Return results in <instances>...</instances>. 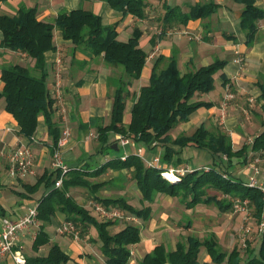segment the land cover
Wrapping results in <instances>:
<instances>
[{"label": "trees", "instance_id": "trees-1", "mask_svg": "<svg viewBox=\"0 0 264 264\" xmlns=\"http://www.w3.org/2000/svg\"><path fill=\"white\" fill-rule=\"evenodd\" d=\"M102 1L123 15L132 14L137 17L144 16L147 4V0ZM234 1L242 5L240 23L246 34V43L249 44L254 40L256 22L264 17V10L255 4V0ZM218 6L214 1L195 3L184 12L179 6L165 5L162 20L169 27L174 21L186 24L190 19L211 14ZM55 28L60 30L62 39L67 41L65 43L71 44L72 55L78 51L90 60L99 58L108 66L122 69L113 80L115 86L109 122L100 123L96 117L89 120L96 129L97 150L89 154L88 161L69 166L60 186H55L56 179L61 175L59 169H45L35 183L27 186L31 192L39 186L43 188L36 201L40 224L32 240V248L38 250L40 246L49 244L46 254L27 257L28 264H66L71 260L58 243L50 242L45 229L56 212L63 213L66 220L79 226L81 236L89 226L95 228L99 249L106 264H128L132 254L131 246L141 240L140 226L127 223L111 231L110 226L116 223L117 218L99 220L69 193L71 187L87 188L93 198L105 207H117L122 209L124 215L127 213L137 219L148 220L152 213L151 205L137 207L123 195L109 197L97 194V190L107 181H90L89 177L97 176L108 168L119 170L121 179L124 178V175H120L122 170H128L140 191L142 201L151 203L158 194H164L177 197L188 208L203 203L215 204L225 211L233 205L232 198H248L254 216L257 220L261 219L264 208L261 191L229 171L234 164L246 163L250 153L252 159L255 154L259 157L264 155V119L260 121L261 130L250 142H244L238 148L233 147L227 131L221 127L210 129L204 122L190 133L182 132L174 137L171 135L175 127L189 120L196 110L214 105L212 101L198 99L196 96L214 88V76L224 67L226 60L216 58L208 64L181 72L173 55L165 57L160 54L151 66L148 81L136 92L132 89L133 84L140 77L148 57L147 51L139 44L141 31L134 29L130 37L121 40L118 38L116 24H104L101 16L90 9L81 6L65 9L58 12L53 20L39 18L35 5L27 7L21 4L13 14L0 13V47L24 53L32 61V64L5 65L0 72V98L4 100V110L16 121L19 135L32 138L38 120L42 118L47 126L51 154L61 137V125L55 119L54 98L48 87L50 67L46 59L48 51L56 50ZM86 58L80 61L85 64ZM219 76H223V73ZM260 98V107L264 111V84H261ZM129 99L133 101L129 118L125 121L124 113ZM120 137L127 139L130 144L159 150L158 164H147L135 151L122 156V145L113 146ZM186 146H195L211 154V162L203 165L208 169L191 166L183 174L174 172L175 179L166 178L163 175L164 169L180 166L183 160L181 150ZM99 154L108 157L98 161L96 156ZM239 158V161L233 162ZM211 189L228 197L211 194ZM0 215H5L1 207ZM250 244L247 241L245 253L242 254L235 246L228 251L222 250L213 232L203 239L180 237L172 249L162 242L154 244L144 253L139 263L264 264V228L257 237V247H251ZM201 248L208 254V260H200Z\"/></svg>", "mask_w": 264, "mask_h": 264}, {"label": "crops", "instance_id": "crops-1", "mask_svg": "<svg viewBox=\"0 0 264 264\" xmlns=\"http://www.w3.org/2000/svg\"><path fill=\"white\" fill-rule=\"evenodd\" d=\"M25 1L26 0H21L19 4L16 0H6L4 2H0V13L13 14L18 5L21 4L27 7L35 5H27L26 3H24ZM161 1L147 0L144 16L137 17L132 14L123 15L119 11L110 7L107 2L102 0H53L54 5L56 6L55 9L57 11L54 12V15H49V19H54L57 13L62 10H68L77 7L78 5L83 8L90 9L101 16L102 22L104 24L115 23L118 30V38L121 40H126L128 37H130L134 29H139L141 31V36L139 39L140 46L145 49L147 53H149L152 45L157 44L156 48L159 47V51L162 55H164L165 57L173 55L175 57V59L177 60L178 68L181 72H185L188 69L208 64L216 58L226 60V64L224 65V67L214 76V88L209 92L200 93L198 95L199 97L196 96V98L198 99L212 101L214 105L209 108H200L196 110L193 113L194 115L191 114L189 120L181 122L179 125H177L176 133L171 135L174 137L181 132H185L188 127H193V125L198 126L202 122H205L206 125L210 126L214 124V122L219 118L220 121L224 123V126L227 127L226 129L228 130V133L230 135L234 134L235 140L236 138H238L235 143L232 141V145L234 147L235 144L237 145L240 140H242L239 138H243V134L242 131L235 133H233L232 131L233 129L237 130L243 124L241 123L237 115H233L234 113H232V110H236V108L238 107L242 108L244 104L249 102V105L253 106V109H251L250 111L255 116L254 118L250 117L248 121L252 124L251 127L253 131L255 130L253 132L254 134L248 141L250 142L262 128L261 124L260 126H257L258 122H256L255 119L258 117H262L260 121L264 119V111L260 107L262 102L260 98L261 84H264V17L258 19V21L256 22L257 30L254 40L251 43L247 44L246 34L241 27L239 17L242 5L235 2L234 0ZM207 1H214L219 5L218 8L211 14L197 19H190L186 24H179L174 21L173 23H170L169 27L163 23L162 18L164 10L162 9L161 13L160 7H165V5H176L179 6L182 11L186 12L189 10L190 5L195 3H204ZM255 4L264 10V0H255ZM54 5H52V7ZM59 41L63 43L67 42L62 39L60 30L55 28V45H57ZM9 53L13 54L11 57H14V54L25 55L21 52L6 50L3 48L1 49L0 47V72L1 68L8 64H24L22 63V61H7L4 56ZM52 55L53 51H48L46 53L47 64H49L50 69L55 63V61H49ZM153 55L155 56V54L153 53L148 54L145 65L142 68L141 75L138 78L142 80L141 85L145 84L148 81L149 72L154 62L152 60L155 58ZM212 57L215 58L212 59ZM82 62L84 61L76 62V65L78 67V77L76 78V80L69 83H63L66 96L75 100L74 103L71 104L74 107L69 111V119L71 123H75V128L72 134V142H74L76 149L79 146L78 151L80 150L79 154L74 157L71 156V154L65 157V160L67 162L70 161V165H74L75 161H80V163H82L85 160L84 158L89 156L90 152L86 151L85 147L82 144V137L86 135L91 128L95 129V126L89 121L90 118L96 117L99 119V122L103 124L109 122L108 115L110 116L112 103V96L109 93H112L115 86L113 81L114 75H112L108 69L110 66L108 67V65L104 64L102 61H85V64H83ZM101 62L103 63V67L99 69V64H101ZM28 63L32 64V61H28ZM221 72L223 73V76H219ZM48 76L50 77V73ZM141 85H134V87H137L136 92ZM1 87L2 81L0 79V89ZM227 89H230V91H232V93L230 94L233 98L231 99L232 104L229 106V109L228 107L225 109V106H223L221 102ZM110 90L111 92H109ZM132 101V99H129L127 101L125 109L127 114L124 113L125 121H127L129 118V111L132 105ZM227 110L229 112H227ZM225 112L227 114H225ZM235 113L237 114V112ZM46 131L47 126L44 120L40 118L38 120L36 131L32 138L28 139L19 135L16 121L9 113L4 110V100L3 98H0V150L3 147L7 149L17 144L30 146L34 153V173L37 174L31 175V178L9 176L7 171V160L4 156L0 155V207L5 211V215H0V218L1 216H9L11 218L20 216L21 214L26 212L30 206L36 204L37 199L43 192L42 186H39L33 192H31L27 186L35 183L37 178L45 170L42 169V171H40L41 166L47 161L48 154L46 152L51 154L49 144L50 139L47 136ZM121 149L122 154L128 153L129 151L132 152V150H129V148L126 150V146H121ZM186 149L188 151L187 155L184 154ZM156 152V148L144 149V156L146 158H152L153 156L157 155ZM100 157L104 156L97 155L96 159L98 158V160L101 161L102 159ZM181 157L183 160L180 164V167L186 163H189L190 165H196L198 163L199 165L197 164V166L201 167V164L195 159L203 160L202 166L210 163L212 159V156L209 152L198 149L195 146H186L182 148ZM256 157L259 156L255 154V157L253 158L254 163L264 160L262 157H259L261 159L257 160L255 159ZM47 170L50 171L51 168ZM252 172L253 177L258 178L259 183L261 182L263 184L264 168L262 166H259L258 172H256L255 170ZM116 174H119V172ZM121 174L122 173H120V175ZM36 176L38 177L34 180V178L32 177ZM113 178H111V180H113ZM116 179L122 180L120 176ZM20 180H23L21 182V187L17 186V184L19 185ZM262 214L264 215V208ZM64 218L65 216L63 213L56 212V214L52 217L50 223L45 227L47 233L49 234L50 242L58 243V245L62 249V243H65V238H61L58 233L55 234L54 230L57 229V225ZM38 228L39 226L37 225L35 226V228H33V230L36 231ZM215 234L217 235L218 233L215 231ZM28 235V233H24L23 235H21L19 243L16 244L15 247H18L21 242H26ZM86 237L93 241L97 240L95 231L94 233L93 231H91V233L87 234ZM142 237L143 236L141 232V240L133 245V248L137 252H139L138 256H136L138 257V261L134 260L137 261L138 264H140L139 261L144 255L139 251L138 248V245L141 246V249L143 246L145 247V245H140ZM97 244L99 246L98 240ZM66 245L67 247L64 251L70 255L71 259H75L72 254L71 243H66ZM48 246L49 244H45L40 246L38 250H34L32 248L31 241V249L35 254L37 253L38 255L41 248ZM153 246L154 244L145 249V252L149 251ZM78 248L76 249V252H82V250L85 252H89V247L84 246L82 247V250H79ZM100 254L101 253H99V255ZM132 255L133 254H131V256ZM94 256L96 258V254ZM208 259V254L203 250L200 260ZM133 263L134 262H132L131 264ZM0 264L13 263L10 256L8 254H5L4 256L0 257Z\"/></svg>", "mask_w": 264, "mask_h": 264}, {"label": "rangeland", "instance_id": "rangeland-1", "mask_svg": "<svg viewBox=\"0 0 264 264\" xmlns=\"http://www.w3.org/2000/svg\"><path fill=\"white\" fill-rule=\"evenodd\" d=\"M19 2H21V0H16ZM161 1V0H160ZM162 2V1H161ZM24 3H26L27 5H37V10H38V16L39 18H42L44 20H53L49 19V15H54V12H56L57 10L55 9V5L53 0H26ZM52 5H54L52 7ZM79 6V5H78ZM164 10V7H160V11ZM47 11V12H46ZM162 13V11H161ZM164 14V12H163ZM170 29V28H169ZM165 30V28H164ZM168 30V29H167ZM162 32V31H160ZM161 34V33H160ZM157 44L152 45L150 51L148 54L153 53L155 54V58L152 60L154 61L161 53L159 51V47L156 48ZM2 49V48H1ZM71 49V44L70 43H63V42H58V44L56 45V50L53 51V55L51 56L49 61H60V67H57L56 62L54 63V65L52 66V68L50 69V77H48V85L50 90L53 89L55 82L57 80V77L59 76V81L61 83L62 86V93H63V105L60 108V112H57V110H55V119L60 123L61 125V129H62V138L65 137V143L64 145L61 147V149L59 150V157L63 160V162H65L68 167L71 166L69 163L70 161H66L65 157H67V155L71 156H76L79 154L80 150L79 146L75 147L74 142L73 141V130L75 128V123H71L70 119H69V111L71 108H73L74 106L71 105L74 103V99L67 97L66 96V92L64 90V85L63 83H69L71 81H75L76 78L78 77V72H77V65L75 63V61H80L83 58H86L82 53L80 52H76L74 55L71 54L70 52ZM12 51V50H11ZM159 54V55H158ZM6 55V54H4ZM13 54H7L6 56H4L7 61H22V63L24 64H28V61H31V59H29L26 55H21V54H14V57H11ZM170 55V54H169ZM152 56V57H153ZM151 57V58H152ZM168 57V56H167ZM215 57H212V59H214ZM87 61H102L101 59L98 58V60H90L88 58H86ZM103 63L101 62V64H99V69L103 67L102 65ZM109 67V66H108ZM85 68V67H84ZM109 72L114 75L115 77L119 74L120 70L122 69L121 67H113L110 66L109 68ZM59 70V73H57V71ZM142 84V80L137 79L134 84H133V90L136 91L137 87L135 86H139ZM111 92V90L109 91ZM232 93V91H230V89L226 90V93L224 94L222 101L225 105V109L232 104L231 102V98H225L226 94H230ZM112 96V93H109ZM199 97V96H198ZM258 106V103H257ZM251 109H253V106L249 105V102H247L246 104L243 105L242 108L238 107L235 109H233L232 113H234L233 115H237L238 118L240 119L241 123L243 124L242 126H240L237 130L233 129V133L235 132H239L242 131L243 134V138H239L242 139L240 140V142L234 147H240L242 146V144L244 142H248L250 137L254 134L253 129H252V124L249 123V118L252 117L254 118L255 116L253 115V113H251ZM227 112H229L227 110ZM237 112V114L235 113ZM125 113L127 114V112L125 111ZM109 114V113H108ZM106 114V115H108ZM225 114H227L225 112ZM194 115V114H193ZM226 116V115H225ZM109 117V115H108ZM262 119V117H258L255 119L256 122H258L257 126H260V120ZM258 120V121H257ZM205 123V122H204ZM208 128L213 129L214 127H221L223 130L227 131L226 129L227 127L224 126V123L220 121V119L218 118L217 121L214 122V124L208 126L206 125ZM197 126L193 125V127H188L185 132L186 133H190L191 131H193ZM63 131H67L68 134L64 135ZM177 131V127L173 130L172 134H175ZM182 133V132H181ZM230 135V134H229ZM232 136L231 140L235 143L237 141L238 138H236L235 140V135H230ZM113 139V137H111ZM83 141L82 144L85 147V150L91 153H94L96 151V149L98 148V140H97V133L95 131L94 128H91L88 133L86 135H84L82 137ZM113 145H120V140L118 139V142H115ZM129 148V150H134L135 152H137L138 154H142L141 157L144 159V161H146L147 164H149V162L153 161L156 157L153 156L152 158H146L144 156V147H140L136 144H130V145H126V150ZM187 149L184 152L185 155H187ZM47 155V161L41 166L40 171H42V169H53L52 163L54 162L55 156H53L52 154L46 152ZM157 155H158V160H159V150H157ZM99 156H101V154H99ZM251 154H248V160L246 163L244 164H234L233 166H231L229 173H231L232 175H234L235 177H238L244 181H251V180H255L257 181L256 183H258V186L261 185L262 183H259L258 178L253 177V172H252V167L250 166V163L254 161V159H252ZM97 157V156H96ZM108 157V155L104 156V157H100L102 160H105ZM85 160L88 161V157L84 158ZM77 160V159H76ZM90 160H92V158H90ZM98 160V158H97ZM101 160V161H102ZM197 162H199L202 167V163L203 160L201 159H195ZM239 159L234 160L233 162L236 163L237 161H239ZM99 161V160H98ZM257 163V164H256ZM256 167L258 168L259 166H262L264 168V160L257 161ZM75 164H80V161L76 162ZM198 164V163H197ZM196 165H190L189 163L184 164L183 166H179L178 168L180 170L182 169H187L191 166L193 167H197L200 168L199 166ZM199 165V164H198ZM206 165V164H205ZM225 165V162L223 163V167ZM166 170V169H164ZM119 170H113L111 168H108L105 172L97 175V176H92L89 177L90 181H107L103 186H101L98 190H97V194L100 196H109V197H116L119 195H123L126 197L127 201L131 204H133L134 206L137 207H141L144 204H149L151 205L152 208V213H151V217L148 220H141V219H137L133 216L130 215H124V213L122 212L120 217H111V216H105L102 217L100 216L95 210H94V201L96 202V200L93 198V194L90 192L89 189L87 188H83V187H71L69 190V193L81 204H83L89 211H92L96 218H98L99 220H107V219H114L117 218L116 223H114L113 225L110 226V230L111 231H116L120 228H122L125 224L127 223H135L137 225L140 226L141 228V232H142V241L140 243V245H145V247L143 246L141 249V246L138 245L139 251L142 252L144 254L145 249L149 248L152 244H156V243H164L167 247L169 248H174L175 246V242L177 239H179L180 237H187V236H194L197 237L199 239H203L206 237L207 234H209L210 232L215 233V231L219 234H215L217 237V242L219 247L222 250H230L232 247H237V249L240 251V253H245L246 250V244L247 241H249L251 244V247H257V237L260 233V227H261V222H263L264 220V215H262L260 220H257V218L254 216V210L253 207L249 204L250 201L248 198H245L244 200H247V203H241L239 201L238 202L240 205L239 209L236 208L234 205H232L230 207V209L227 210H221L219 209L215 204H197L193 207H186L185 204L181 203L177 197H171V196H167L164 194H158L155 198V200L151 203L147 202V201H142L141 200V194L140 191L137 189V185L135 184V181L133 180V178L131 177V174L129 173L128 170H122V174L124 175L123 179H116L119 178V174L118 173ZM121 172V171H120ZM171 173H174L173 170L170 171ZM262 172V171H261ZM259 172V173H261ZM36 173L33 174H28L24 177L26 178H31V175H34ZM175 174V173H174ZM37 175V174H36ZM39 176V175H38ZM32 177L34 178V180L38 177ZM114 176V178H113ZM168 176V175H167ZM166 177V176H165ZM170 179V175L168 176ZM113 178V180L109 181V179ZM116 179V180H115ZM23 180H20L19 185L17 184V186L21 187V182ZM33 181V180H31ZM249 186H253V187H257L260 190V187L257 186V184L253 185V184H249ZM262 191V190H260ZM209 193L211 194H216L218 197H228L227 195H224L223 193L213 190L211 189L209 191ZM233 199V198H232ZM233 201V200H232ZM118 209L117 207H113ZM119 210V209H118ZM122 210V209H120ZM3 216H1L2 218ZM0 218V220H1ZM68 220H66L65 218L62 219V221L57 225V229L54 230L55 234H59L60 237L65 238V243H62L63 246V250L66 249L67 244H69V242L71 243V250H72V254L73 257L76 259H71L70 261H68L66 264H106L104 262L103 256L102 254L99 255V253H101L99 251V246L97 244V240L93 241L89 238L86 237L87 234H90L91 231L96 232L95 228L93 226H89L87 232H85L82 236L80 235V227L79 226H75L73 224V231L71 230H67V231H62L61 230V226L64 225ZM40 224V223H39ZM38 224V226H39ZM68 227H71L70 225H67ZM33 228H35V226H32L30 228V230L28 231L29 235L27 236V241L26 242H21L18 247L20 246L21 248V253H23L25 259H27V257H30L32 255H38L37 253L35 254L34 251L31 249V241L34 239L32 236L33 234H36L33 230ZM37 231V230H36ZM77 232V236L74 235L73 232ZM34 232V233H33ZM26 237V236H25ZM99 242V241H98ZM89 247V252H85L82 250V247ZM80 247V248H78ZM82 250V252H76L77 250ZM48 247H43L41 248L39 255H44L47 252ZM132 249V258L129 261L128 264H131L132 262H134L133 264H138L137 263V258L136 256H138V253L133 246H131ZM203 250L205 251L204 248H201L200 251V257L202 256ZM96 254V258H95V254ZM10 256V255H9ZM11 258V257H10ZM12 260V259H11ZM73 260V262H72ZM137 260V261H134ZM27 262V260H26ZM13 263V260H12ZM14 264V263H13ZM28 264V262H27Z\"/></svg>", "mask_w": 264, "mask_h": 264}, {"label": "built area", "instance_id": "built-area-1", "mask_svg": "<svg viewBox=\"0 0 264 264\" xmlns=\"http://www.w3.org/2000/svg\"><path fill=\"white\" fill-rule=\"evenodd\" d=\"M57 64V67H60V61H55ZM59 73V70L57 71ZM62 86L59 81V76L57 77V80L55 82V85L52 90H50L52 97L54 98V105L57 112H60V108L62 107L63 103V93H62ZM230 98L231 94H226L225 98ZM222 105H225L222 102ZM64 135H67V131H63ZM62 136V134H61ZM120 143L122 146L130 145L129 141L125 138H119ZM65 143V137H60L58 140L57 148L53 152V156H55L54 162L52 163L53 169H59L61 172V175L56 179L55 186H60L62 183V177L65 171L69 168L68 165L63 162V160L59 157V150ZM126 153H124L122 156H124ZM0 155L4 156L7 160V171L9 176L11 177H24L28 174L34 173V153L32 151V148L28 145L24 144H17L9 148L3 147L0 150ZM264 159V155L261 156ZM255 159L259 160L261 158L256 157ZM158 157L156 156L155 159L149 164H158ZM250 166L252 167V171L258 172V168L256 167L254 162L250 163ZM203 167V166H202ZM205 170L208 169V167H203ZM188 169V168H187ZM187 169L180 170L179 168H169L168 170H165L163 172V175L166 176V178H169L170 171L173 170V172L178 174H183ZM264 174V172H263ZM168 175V176H167ZM178 177V176H176ZM257 181L254 179L251 181H247V184H257ZM261 183V182H260ZM261 193H262V200L264 202V183L259 185ZM233 205L239 209L240 205L238 202L246 204L247 200L241 199V198H233ZM119 209V208H118ZM113 208V207H105L99 202L94 201V210L102 217L105 216H111V217H120L122 211L119 209ZM65 224L61 226L62 231L71 230L73 231V223L71 221L64 222ZM39 224V220L37 218V208L36 204L30 206L26 212L21 214L20 216L16 218H11L9 216H3L1 218V227H0V257L4 256L5 254L10 255L11 259L13 260L14 264H27L26 259L21 253L19 247H15L16 244L19 243V240L21 238V235L24 233H28L30 228L32 226H37ZM67 225H70L71 227H68ZM264 228V220L261 222L260 231ZM36 233V231H34ZM33 232V233H34ZM75 236H77V232H73ZM29 234V233H28ZM36 234H33L32 236H35ZM34 238V237H33Z\"/></svg>", "mask_w": 264, "mask_h": 264}, {"label": "bare ground", "instance_id": "bare-ground-1", "mask_svg": "<svg viewBox=\"0 0 264 264\" xmlns=\"http://www.w3.org/2000/svg\"><path fill=\"white\" fill-rule=\"evenodd\" d=\"M169 175H170V177L172 178V179H175V174H173V173H169ZM132 253V252H131ZM14 263V262H13Z\"/></svg>", "mask_w": 264, "mask_h": 264}, {"label": "water", "instance_id": "water-1", "mask_svg": "<svg viewBox=\"0 0 264 264\" xmlns=\"http://www.w3.org/2000/svg\"><path fill=\"white\" fill-rule=\"evenodd\" d=\"M113 146H115L116 147V145H113ZM116 149V148H115Z\"/></svg>", "mask_w": 264, "mask_h": 264}]
</instances>
